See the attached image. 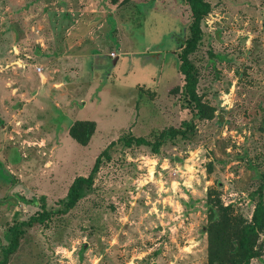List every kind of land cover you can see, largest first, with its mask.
<instances>
[{"label":"rangeland","instance_id":"1","mask_svg":"<svg viewBox=\"0 0 264 264\" xmlns=\"http://www.w3.org/2000/svg\"><path fill=\"white\" fill-rule=\"evenodd\" d=\"M206 1L190 59L214 117L155 154L120 139L193 119L187 0H0V261L11 227L61 209L111 144L89 193L25 229L8 264H205L212 189L251 220L264 203V0ZM79 121L96 123L86 146L69 133ZM259 245L251 264H264V232Z\"/></svg>","mask_w":264,"mask_h":264},{"label":"trees","instance_id":"2","mask_svg":"<svg viewBox=\"0 0 264 264\" xmlns=\"http://www.w3.org/2000/svg\"><path fill=\"white\" fill-rule=\"evenodd\" d=\"M192 14L190 38L185 42L179 54V72L184 76L183 95L187 108L192 111L193 119L186 121L179 129L171 128L156 135L152 142L147 138H136L132 135L121 138L127 147L147 146L159 154L161 147L168 141L177 138L186 139L195 129V120L212 119L214 110L203 104L198 94L199 78L190 56L195 53L202 41V22L211 12V4L206 0H187ZM96 129L92 121H79L70 128V136L79 144L86 146ZM111 144L96 160L92 173L88 177H78L69 189L66 200L61 202V209L47 210L45 204L41 212L33 215L28 221L15 223L11 227L12 241L4 250V259L0 264H8L9 258L19 248L20 235L25 229L45 224L55 216H61L73 210L79 201L86 196L94 185L95 176L103 158L110 159ZM264 184L258 190L262 198ZM44 202V199L42 200ZM208 224L204 229L208 240V261L205 264H251L252 260L261 257L260 237L264 232V203L262 199L255 206L251 220L237 214L232 205H225L217 191L212 189L207 198Z\"/></svg>","mask_w":264,"mask_h":264}]
</instances>
